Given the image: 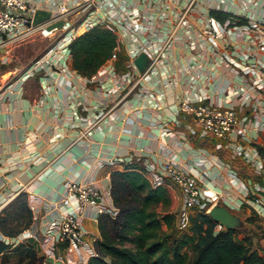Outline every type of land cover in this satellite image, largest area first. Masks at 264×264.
I'll list each match as a JSON object with an SVG mask.
<instances>
[{
    "label": "crops",
    "instance_id": "crops-1",
    "mask_svg": "<svg viewBox=\"0 0 264 264\" xmlns=\"http://www.w3.org/2000/svg\"><path fill=\"white\" fill-rule=\"evenodd\" d=\"M32 1L54 11L62 0ZM114 1L136 8L142 36L150 39L151 48L164 47L156 69L160 80L152 84L155 92L133 100L137 110L124 104L116 115L113 111L97 121V114L109 108L117 92L116 77L128 57L131 35L119 36L125 55L121 65L111 58L89 76L73 67L72 56L66 74L45 61L34 65L68 25L52 30L47 25L36 37L19 42L3 67L16 58L33 56V50L39 56L32 64L7 68L3 74L10 72L15 79L0 88V200L25 191L31 215L14 236L0 229V240L30 243L44 259L47 231L66 209L61 203L67 194L65 181L93 182L104 192L101 205L113 209V194L106 191L112 186V173L127 166L141 170L153 186L167 187L176 215L184 197L164 168L171 161L198 177L208 199L206 213L222 229L233 228L237 242L264 254V151L260 149L264 148V0ZM100 4L95 20L108 24L101 16L106 5ZM91 9L94 6L87 4L66 19L78 27V35L85 31L81 23ZM184 10L185 20L178 24ZM246 27L248 36L243 33ZM244 53L251 58L245 59ZM27 71L28 77L22 78ZM91 76L96 80L90 81ZM199 97L237 109L241 121L228 138L200 127L196 132L189 129L193 119L183 116L179 103ZM128 113L132 118L123 119ZM99 215L95 207H85L81 222L88 245L60 241L56 248L60 259L53 264L88 262L101 237Z\"/></svg>",
    "mask_w": 264,
    "mask_h": 264
},
{
    "label": "built area",
    "instance_id": "built-area-1",
    "mask_svg": "<svg viewBox=\"0 0 264 264\" xmlns=\"http://www.w3.org/2000/svg\"><path fill=\"white\" fill-rule=\"evenodd\" d=\"M100 3L106 5V9L102 13L103 15L101 14L105 22L114 26L118 37H121L123 34H130L132 41L127 50L128 57L125 59L122 70L118 72L116 77L117 92L111 98L109 108L97 114V121L106 114H113V111L114 115H116V110L124 104H129L130 107H133L132 111L137 110L139 106L133 100H144L146 96L149 98L154 94V86L160 80L156 76V69L161 61L164 47L153 49L151 48L150 39L142 36L143 33H140L138 21L135 18L136 8L129 7L128 5H118L114 0H100V2L97 0H62L56 9L52 11L50 19L35 23V13L39 8V5L35 1L0 0V63L7 64L12 60L15 46L19 42L34 35L42 27H46L59 19H64V25H68L69 28L57 38L50 49L34 65L39 66L41 62L45 61L54 66H59L60 71L65 74L70 70V46L72 41L78 36L77 31L79 30L78 27L71 25L66 19L71 14L77 13L83 6L91 4L94 6V9H91V13L86 17V21L81 23L85 31L89 30L93 26L100 24L94 17V14L99 12ZM186 12L187 10H184L179 14L178 24H181L185 20ZM211 23L216 25L215 20H212ZM212 30L214 29L212 28ZM249 30L248 27L243 29L245 36H248ZM215 33L217 35L216 31ZM170 39L171 36L169 37ZM142 52L147 53L150 57V62L143 71L135 63L136 57ZM250 56L249 53H244L245 59H250ZM109 70L113 71V74L117 73L112 68ZM104 72H107V70ZM29 74V71H27L21 77L26 78ZM95 80L94 76L90 77V81L93 82ZM156 105L159 107L160 103L157 102ZM179 108L184 117H192L194 124L187 125L192 132H196L197 127H200L222 139L228 138L241 121L235 107L223 106L208 101L203 97H199L197 100L182 99L179 103ZM125 118L131 119L132 116L128 113L123 117V119ZM95 124H92V126ZM163 165L168 176L182 190L184 205L176 213V218L179 227L186 229L193 215L208 210L206 208L208 199L203 195L201 182L196 175L186 172L171 161H167ZM241 185L248 193V187L243 186V183ZM65 187L67 194L62 198L61 203L65 205L66 209L61 214V220L57 222L56 226L49 228L47 231V246L43 264H53L52 261L60 259L56 250L57 244L60 241H68L72 246L88 245L81 222L85 207H95L99 214L110 213L115 215L118 212L116 206L112 209L101 205L104 192L93 182L67 179ZM106 194L112 196V186H109ZM11 200L12 198L10 197L0 200V215L5 205ZM255 201L260 202L258 198H255ZM36 238L38 237L36 236Z\"/></svg>",
    "mask_w": 264,
    "mask_h": 264
},
{
    "label": "trees",
    "instance_id": "trees-1",
    "mask_svg": "<svg viewBox=\"0 0 264 264\" xmlns=\"http://www.w3.org/2000/svg\"><path fill=\"white\" fill-rule=\"evenodd\" d=\"M70 47L73 67L88 76L111 58H116L117 65L125 58L111 24H98L80 33ZM260 149L264 151L262 146ZM111 182L118 212L99 215L101 237L95 243L96 253L86 264H264V254L237 242L233 228H220L206 212L193 215L187 231L175 233L176 215L171 211L168 188L153 186L135 166L114 171ZM14 202H19L16 211H27L30 221L27 193L21 191ZM1 226L8 236L22 230ZM189 250L193 252L191 261ZM6 251H19L20 264H39L43 260L30 243L12 249L0 240V253Z\"/></svg>",
    "mask_w": 264,
    "mask_h": 264
},
{
    "label": "rangeland",
    "instance_id": "rangeland-1",
    "mask_svg": "<svg viewBox=\"0 0 264 264\" xmlns=\"http://www.w3.org/2000/svg\"><path fill=\"white\" fill-rule=\"evenodd\" d=\"M102 24H105V23H102ZM33 37H36V35H34V36L32 35L23 41L30 40ZM36 42L40 46L41 42L40 41L39 42L36 41ZM32 53H34V55L30 56V57L28 56L29 58H27V56H23L22 58H16L7 67H3V65L0 63V88H1V86H3V83L10 84L11 81L13 79H15L14 76H12L13 74L11 75L10 72L3 75L6 70H8L9 68H15L18 65L27 66L29 64H32L33 61H36V58H38L39 55L36 54V52H34V50L32 51ZM18 196H19V194L16 197H14V199L9 201L5 205L3 212L0 215V223H1V225L4 224V226H6V228L12 227L15 230L23 229V227H25V225H26V222L29 221V217L27 216V211H25L24 209H20V210L16 211V208H17V205L19 204V202H14V201H15V199L18 198ZM19 200L20 199H18V201ZM1 225H0V229L3 230ZM173 231L177 234H180L182 232L187 231V228L186 229L180 228L178 225V220L176 218L175 228L173 229ZM21 243H24V242H19L16 245H13L12 243H8V244L10 245V248L14 249L16 246L20 245ZM188 252H189V258L191 261L192 257H193V252L191 250H189ZM19 259H20L19 258V251H10V252L6 251L5 254L0 253V264H20ZM39 264H41V263H39Z\"/></svg>",
    "mask_w": 264,
    "mask_h": 264
},
{
    "label": "water",
    "instance_id": "water-1",
    "mask_svg": "<svg viewBox=\"0 0 264 264\" xmlns=\"http://www.w3.org/2000/svg\"><path fill=\"white\" fill-rule=\"evenodd\" d=\"M51 16H52L51 10L38 8L36 13H35L34 22L40 23V22L47 21L48 19L51 18ZM64 24H65V20L59 19L57 21L50 23L48 25V29L52 30V29H55L59 26H63ZM149 62H150V57L145 52L140 53L135 59V63L141 71L145 70V68L148 66Z\"/></svg>",
    "mask_w": 264,
    "mask_h": 264
}]
</instances>
